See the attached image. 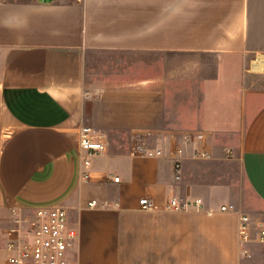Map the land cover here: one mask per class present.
Listing matches in <instances>:
<instances>
[{"label":"crops","instance_id":"1","mask_svg":"<svg viewBox=\"0 0 264 264\" xmlns=\"http://www.w3.org/2000/svg\"><path fill=\"white\" fill-rule=\"evenodd\" d=\"M99 51L143 56L129 90L179 116L150 143L163 156L108 146L82 162L86 59ZM233 174L264 212V0H0V264L17 218L56 204L78 230L75 264H243ZM172 198L200 204L168 209Z\"/></svg>","mask_w":264,"mask_h":264},{"label":"built area","instance_id":"2","mask_svg":"<svg viewBox=\"0 0 264 264\" xmlns=\"http://www.w3.org/2000/svg\"><path fill=\"white\" fill-rule=\"evenodd\" d=\"M187 140H195V132L184 134ZM108 149L107 142L102 136L96 134L91 127L83 126L80 131V158L85 165L91 162V154L104 153ZM133 156L155 157L163 156L164 148L151 145L148 140L140 139L131 150ZM175 168L180 173L184 149L178 145L173 151ZM193 155L200 158H209L211 153L207 150L194 149ZM85 177L89 174L85 172ZM115 181L119 177L114 178ZM144 209H154L155 203L149 197L140 200ZM200 201H184L177 198L170 199L168 209L186 210L191 206L199 205ZM90 206H99L94 199ZM102 205H107L103 203ZM228 209L227 205L222 206ZM22 225L20 234L9 245V264H75L69 255L70 247L75 243L79 234L76 228L70 225L69 213L60 204L44 206L35 210L34 217L17 218ZM238 239L243 247L245 264H264V217L253 216L243 212L239 216Z\"/></svg>","mask_w":264,"mask_h":264},{"label":"rangeland","instance_id":"3","mask_svg":"<svg viewBox=\"0 0 264 264\" xmlns=\"http://www.w3.org/2000/svg\"><path fill=\"white\" fill-rule=\"evenodd\" d=\"M142 59L143 56L139 54L111 51L91 52L86 59L87 116L84 126L93 128L96 134L107 140L108 146L117 150L125 145L131 150L140 139L154 144L159 137L169 133L157 129L179 118L178 115L160 113L163 109L158 105L159 100H155L157 106L153 111L145 107L142 88H138L136 93L133 89L129 90L127 80L143 77ZM174 61L169 58V62ZM183 61L186 59L183 58ZM238 177L235 175L236 179L233 177V180L239 181ZM237 185L234 191L242 210L264 217V212L255 209L258 199L250 187L241 181ZM261 257L264 258V254ZM241 262L245 264L246 260L242 259Z\"/></svg>","mask_w":264,"mask_h":264}]
</instances>
